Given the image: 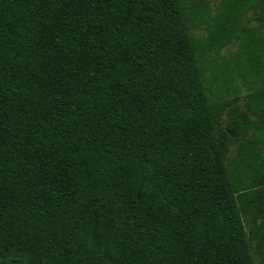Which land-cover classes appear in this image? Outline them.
Listing matches in <instances>:
<instances>
[{
    "label": "trees",
    "instance_id": "16d2710c",
    "mask_svg": "<svg viewBox=\"0 0 264 264\" xmlns=\"http://www.w3.org/2000/svg\"><path fill=\"white\" fill-rule=\"evenodd\" d=\"M249 241L264 0H0V264H254Z\"/></svg>",
    "mask_w": 264,
    "mask_h": 264
},
{
    "label": "rangeland",
    "instance_id": "374dc122",
    "mask_svg": "<svg viewBox=\"0 0 264 264\" xmlns=\"http://www.w3.org/2000/svg\"><path fill=\"white\" fill-rule=\"evenodd\" d=\"M208 3L210 5H214L215 2L217 0H207ZM244 23L247 25V26H250V25H254L255 24V20H254V17L251 16V14H248L247 17L245 18L244 20ZM194 33H199V34H202L203 31L200 27H197L194 29L193 31ZM235 48V45L234 44H231V45H228L226 47H224L221 51H220V54H227L228 52H230L231 50H233ZM227 118L225 117V115L222 117L221 119V122H220V130H226V125H227ZM247 136H249V134H247ZM233 149V146H230L229 148V152L228 154L231 153ZM243 222H244V227H245V230H247V226H246V222H245V218H243ZM249 251H250V256H251V259L253 261L254 264H264V259H261L259 258L255 252H254V241H249Z\"/></svg>",
    "mask_w": 264,
    "mask_h": 264
}]
</instances>
